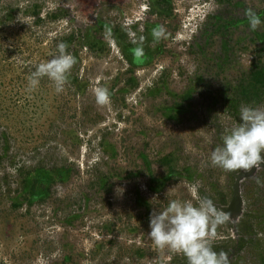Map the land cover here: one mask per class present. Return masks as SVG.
I'll return each mask as SVG.
<instances>
[{
  "label": "rangeland",
  "instance_id": "374dc122",
  "mask_svg": "<svg viewBox=\"0 0 264 264\" xmlns=\"http://www.w3.org/2000/svg\"><path fill=\"white\" fill-rule=\"evenodd\" d=\"M249 9L264 20V0H0V264H187L151 240V213L193 188L223 212L234 187L214 250L264 264V163H210L241 108H264ZM60 42L76 59L64 90L29 91Z\"/></svg>",
  "mask_w": 264,
  "mask_h": 264
},
{
  "label": "clouds",
  "instance_id": "9594fccd",
  "mask_svg": "<svg viewBox=\"0 0 264 264\" xmlns=\"http://www.w3.org/2000/svg\"><path fill=\"white\" fill-rule=\"evenodd\" d=\"M249 27L256 30L264 20L255 10L247 11ZM165 28L153 30V37L159 42L165 37ZM143 37L133 43H142ZM68 45L60 42L57 52L50 60L36 65L28 78L29 91L34 90L40 80L47 77L54 83L56 92H62L76 63L75 57L67 51ZM142 47L135 49L142 55ZM96 101L104 105L109 101V91L105 87L95 90ZM210 163L226 172H247L264 163V108L244 106L240 110V122L221 134L220 143L211 151ZM122 195L123 188L116 189ZM192 200L172 199L167 206L155 210L150 215L149 237L159 249L182 253L187 264H230L229 253L215 251L212 239L216 229L229 220V216L219 211L211 198L198 197L192 189Z\"/></svg>",
  "mask_w": 264,
  "mask_h": 264
},
{
  "label": "water",
  "instance_id": "95a60500",
  "mask_svg": "<svg viewBox=\"0 0 264 264\" xmlns=\"http://www.w3.org/2000/svg\"><path fill=\"white\" fill-rule=\"evenodd\" d=\"M233 192L234 193H233V196H232L230 203L227 206L221 208V210L223 212H226L228 215H235L239 209V206H240L239 204L241 202V198H240V196L237 192V189L235 187H234Z\"/></svg>",
  "mask_w": 264,
  "mask_h": 264
},
{
  "label": "trees",
  "instance_id": "16d2710c",
  "mask_svg": "<svg viewBox=\"0 0 264 264\" xmlns=\"http://www.w3.org/2000/svg\"><path fill=\"white\" fill-rule=\"evenodd\" d=\"M229 5V4H228ZM247 12V10H245ZM262 79H255L257 83H263L264 82V76L261 77Z\"/></svg>",
  "mask_w": 264,
  "mask_h": 264
}]
</instances>
